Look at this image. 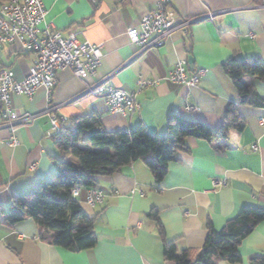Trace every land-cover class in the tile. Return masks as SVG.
Here are the masks:
<instances>
[{
  "label": "crops",
  "instance_id": "obj_1",
  "mask_svg": "<svg viewBox=\"0 0 264 264\" xmlns=\"http://www.w3.org/2000/svg\"><path fill=\"white\" fill-rule=\"evenodd\" d=\"M41 1L46 9L41 29L62 35L75 32L78 40L100 45L103 58L96 73L84 80L69 69L59 71L49 101L43 88L32 98L13 96L18 114L35 117L16 126V147L7 145L10 132L0 117V211L7 214L13 198L55 176L53 160L62 155L53 135L48 136L51 127L44 113L48 102L65 122L71 116L94 114L107 131L125 132L142 125L158 136L168 134L172 115L215 132L232 103L245 128L217 135L211 142L187 138L189 151L169 164L158 185L161 192L141 161L98 179L102 203L90 207L86 192H80L77 204L94 220L97 242L91 249L76 252L44 243L31 219L12 227L0 223V264H175L164 260L166 244L197 251L205 241L207 221L219 231L244 206L264 208V108L238 105L237 91L222 68L231 58L264 62V8L259 0H168L167 8L185 25L160 48L144 51L128 41L126 32L159 0ZM36 57L18 43L0 45V66L10 69L17 80L27 75ZM181 62L189 74L203 70L195 86L167 80ZM139 78L158 83L136 93L140 110L131 115L109 113L103 98L86 92L98 84L135 91ZM248 81L264 98V81ZM189 104L196 109L186 111ZM153 210L158 211L162 232L147 217ZM238 253L237 264L264 260V221L242 240Z\"/></svg>",
  "mask_w": 264,
  "mask_h": 264
},
{
  "label": "trees",
  "instance_id": "obj_2",
  "mask_svg": "<svg viewBox=\"0 0 264 264\" xmlns=\"http://www.w3.org/2000/svg\"><path fill=\"white\" fill-rule=\"evenodd\" d=\"M6 1L0 0V4ZM222 68L237 91L238 105L264 108V98L248 81H264V62L231 58ZM244 128L245 122L237 115L236 105L232 103L227 106L215 132L178 115L169 118L165 136L149 134L142 125L127 132H110L94 114L71 116L53 135L62 155L53 160L54 178L41 183L27 195L13 198L7 214L0 211V223L12 227L31 219L38 227L40 241L76 252L91 249L97 242L94 220L81 211L71 194L72 189L86 192L97 188L100 177L111 176L135 161L145 164L159 187L169 164L178 160L179 153L189 151L187 138L211 142L217 135L226 136L230 130L240 132ZM147 217L155 220L162 232L158 211H151ZM262 221L263 207L244 206L219 231L207 221L206 238L197 251L178 250L174 244H166L164 260L175 264H237L240 262L239 245ZM263 263L260 259L257 264Z\"/></svg>",
  "mask_w": 264,
  "mask_h": 264
},
{
  "label": "built area",
  "instance_id": "obj_3",
  "mask_svg": "<svg viewBox=\"0 0 264 264\" xmlns=\"http://www.w3.org/2000/svg\"><path fill=\"white\" fill-rule=\"evenodd\" d=\"M259 4L264 8V0H259ZM167 7L168 0H159L155 8L147 12L135 26L128 28V41L142 51L163 46L174 32L185 25L178 23L177 14ZM45 15L46 9L41 0H7L0 4V45L18 43L22 50L33 52L37 56L27 75L21 80H17L10 69L0 66V117L3 126L10 132L6 142L10 147L19 144L14 134L16 126L27 124L35 117L28 113L16 112L12 104L14 95L32 98L38 88H43L49 101L59 71L69 69L77 79L84 80L96 73L103 58L100 45L78 40L75 32L69 31L62 35L60 31L48 27L41 29ZM202 74L203 70L189 74L185 64L181 62L169 71L167 80L192 87L198 83ZM157 83L158 79L139 78L135 91L98 84L88 87L86 92L103 98L109 113L126 116L140 110L136 93ZM194 109L195 106L189 104L185 110L190 112ZM56 110L57 107L48 102L44 111L51 127L48 136L58 132L65 123L64 118L56 115ZM252 150L256 151L257 147L253 146ZM156 191L161 192L162 188L158 187ZM79 193L78 188L71 191L74 198ZM103 197L104 194L100 190L91 188L86 191L85 202L93 207L102 203Z\"/></svg>",
  "mask_w": 264,
  "mask_h": 264
}]
</instances>
